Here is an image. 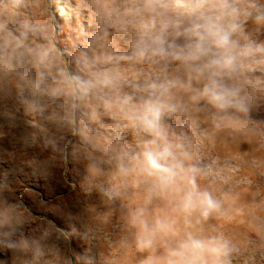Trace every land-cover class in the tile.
Listing matches in <instances>:
<instances>
[{
  "label": "clouds",
  "instance_id": "1",
  "mask_svg": "<svg viewBox=\"0 0 264 264\" xmlns=\"http://www.w3.org/2000/svg\"><path fill=\"white\" fill-rule=\"evenodd\" d=\"M56 8L0 0V141L29 157L0 159V264H117L91 247L114 216L136 264H234L249 245L264 264V0ZM24 172L78 187L67 227L35 223Z\"/></svg>",
  "mask_w": 264,
  "mask_h": 264
},
{
  "label": "rangeland",
  "instance_id": "2",
  "mask_svg": "<svg viewBox=\"0 0 264 264\" xmlns=\"http://www.w3.org/2000/svg\"><path fill=\"white\" fill-rule=\"evenodd\" d=\"M61 3H63V0H57V13H59V5ZM11 147L12 145L7 140L0 141V159H3L5 162L13 161L15 164L21 166L24 165L29 157L18 150H5H10ZM221 155L230 156L231 153L221 151ZM245 174L241 172L238 176L242 177ZM13 180L16 190L24 195L37 224L40 222V218L48 217L56 219L57 224L67 227L66 218L56 213L57 206L61 203L67 204L71 202L72 207L77 210L82 207V194H77L78 187L70 195H63L66 178H62L60 175L54 177L53 180L39 182L32 177L30 172H24L23 175L14 176ZM262 186H264V182H262ZM92 226L95 236L91 241V247L94 252H100L105 256L115 258L117 264H136V254L130 249L126 250L119 247L118 242L124 230L122 223L115 216L107 226ZM216 227L221 228L220 225H216ZM221 230L232 234L241 243H247L250 238L255 239L254 237H250L243 228L223 226ZM73 246L75 247L76 245L74 244ZM254 248L255 245H249L248 251L238 257L234 261V264H246L248 255Z\"/></svg>",
  "mask_w": 264,
  "mask_h": 264
}]
</instances>
